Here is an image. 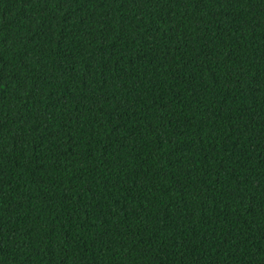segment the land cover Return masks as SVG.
<instances>
[{
    "label": "trees",
    "instance_id": "1",
    "mask_svg": "<svg viewBox=\"0 0 264 264\" xmlns=\"http://www.w3.org/2000/svg\"><path fill=\"white\" fill-rule=\"evenodd\" d=\"M0 264H264V0H0Z\"/></svg>",
    "mask_w": 264,
    "mask_h": 264
}]
</instances>
